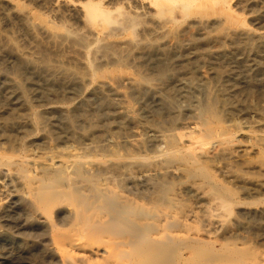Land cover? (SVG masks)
I'll use <instances>...</instances> for the list:
<instances>
[{"label":"bare ground","instance_id":"bare-ground-1","mask_svg":"<svg viewBox=\"0 0 264 264\" xmlns=\"http://www.w3.org/2000/svg\"><path fill=\"white\" fill-rule=\"evenodd\" d=\"M1 1L2 0H0V3ZM36 1L39 4H41L43 7H45L47 10H49L51 16L49 17V19H47L48 17L46 18L43 15H39L41 19V24L37 25L31 21L32 18H30V16L28 15L29 13L28 14L24 13L21 15V21L23 22L24 26L30 31H35L39 29L37 31L40 32L41 29L42 31L45 30L48 35H51L52 38L61 39V42H63L62 39H64V40H68L69 42L73 41L75 45L78 44L84 47L83 49L86 50V54L88 55L87 60L90 67V71L94 78L105 77L107 76V73L110 72L106 69L101 70L97 65V64L101 65L102 63L100 64V62L102 60L107 61V63L109 64L114 63L115 64L114 72L117 73L126 72L127 70H129V68L131 67L130 63L132 61H137V62L144 61L146 63L159 62V64L156 66L147 67L145 69H142L143 64L141 65L140 68L138 67L136 68L135 66H133V68H135L136 72L139 74L140 77L139 79L148 84H151L154 79L162 82L164 80V77L169 72L175 70V66L174 67L170 65L165 66L163 62L167 61L169 63L168 59L171 60L174 58H179L180 52L183 51L184 42H187L185 44L186 45L185 49L188 50L193 48L197 51L206 52L209 51L212 47H215L214 49H216L217 47L218 49L217 52L219 54L224 56H229L234 53L233 45L236 39H240V41L241 40L244 41L245 45L252 44L254 41L258 39L264 40V25L260 27H255L256 23L254 24V21L256 20L254 7L258 2L257 0H36ZM19 7L24 8V6H20V5ZM11 8L12 7H10V9ZM58 18H60L63 21L60 22L54 21ZM7 19L8 18H6V20ZM68 19L76 20V26L80 24L81 27L80 28L79 26L76 27L79 29H76L75 27L74 29L69 27L67 25ZM17 20L15 21L16 23ZM8 22H12V21H8ZM77 22L79 23L78 25ZM3 26L4 25H2V27ZM19 30L21 31V29ZM24 30L25 28H23V31ZM22 35L23 34H21V36ZM36 37L39 38V36ZM13 38L15 37L13 36ZM43 40L44 42L46 41V39ZM58 41L59 40H57V42ZM238 41L236 40V42ZM57 42H52V43L57 44ZM61 42L60 41L58 42L60 43L59 45L62 44ZM32 43H33V39H32ZM236 45L238 44H235V47L238 48L239 45L238 46ZM251 46L250 49H252ZM31 53L32 52H30L29 54L31 55ZM35 53L33 52V54ZM48 53L50 54V52ZM36 54H38V52ZM23 55H25V53ZM42 56H44V54ZM35 57L36 56H34V60ZM41 57H39L40 60ZM58 58L57 60H61L60 56ZM28 60L32 61V59H28ZM40 60L39 63H41ZM64 60L65 59H63V61ZM78 60H80V58ZM97 60L99 61L101 60V61L97 63ZM222 60L224 61L223 58ZM250 60L251 59L249 57V61ZM45 61H43L44 63L39 64L41 69L43 66L42 64L46 65ZM105 61H103V63ZM191 61L190 63H192ZM215 61L217 62V60ZM221 61L218 63H221ZM63 63H66V61ZM139 63L141 64V62ZM68 64L66 63L65 65L68 66ZM57 66L56 69H59ZM192 67H194V65ZM192 67H190L189 69H193ZM48 68L46 70H48ZM56 69L54 68V70ZM82 70L80 72H83ZM43 71L41 70V72ZM216 72H219L218 68L216 69ZM74 76L76 75L74 74ZM111 80L113 82L114 79ZM132 80L130 82L134 83L137 81V80L136 81H132ZM120 81L121 80H119L118 82ZM114 82L113 84H115ZM155 85L153 84V86ZM136 87L134 86V88ZM219 90H221V88ZM165 94L167 95V92ZM206 94L203 99L201 98V103L199 104V111L197 112L196 116H194L196 117L197 120L192 119L193 122L191 123L189 122L188 124H185L183 126L181 125L182 126L181 130L176 128L177 126H179L178 123L177 126L174 125L176 130L178 129L179 131H177V133L169 132V133H173L171 136L172 138H169L170 136L167 137L169 138V140L165 144H162L160 142L159 143L155 142L156 144L154 143L153 145H149L150 143L148 144L146 140H142V141L137 140L138 137L136 135L135 136L137 139L134 136L133 137L135 139L132 138L130 139L129 137H124L125 135H122L124 137L122 138L123 139L122 141L111 140L110 142H107L109 141V139H111L108 137L109 139H107V141L105 139V142H107L105 145L99 143V145L101 146H107V150H104V152L107 151V153L109 151L108 146L109 147L111 146L110 148L111 150L109 151V153L110 152L111 153L108 155H103V156L91 155L93 154L91 151L90 155L85 154L83 152L84 154L79 153L78 155L74 156L72 160H67L65 158L59 161L52 160L50 155H49V157L51 158L50 160L49 159L44 160L42 157L40 158V160L43 159L42 161H37L35 160V158L36 159L39 158L35 157L34 155L33 156L35 158H33L29 154V151L27 150L29 146L23 147V150L20 151L19 154H15L16 153L15 151H17L16 150L17 148L15 149V147H14L15 151H13L15 152L14 154L11 152H2L3 150L0 151V167L2 166L7 167L8 169L6 175L8 177L7 180H10V182L13 183L14 185H18L19 187H21L22 196L19 200H22V202L26 203L27 205L31 204L35 209V213L37 211L38 214H40V217L36 219L38 220L39 225L42 227V230L46 234H48L52 239L51 243L46 244V247L44 249H41L34 253L43 254L44 258L43 257L42 258L49 259L50 264H215V263L249 264L245 260L246 258L244 259L243 257L244 253H246V250L233 246L234 244L231 245L227 243L225 245L222 244L209 245L199 238L190 237L187 234H185L186 233L185 231L189 229L201 228V226L195 224V222L191 223V221H202L206 219L207 208L204 210L201 207L199 208L196 206L197 203L198 204L200 203L199 205L204 206V208L206 207V203H207L206 183L208 187H210V189L213 190V193H211L207 197L208 201L216 202L218 211L221 210V216L227 217L226 215L230 214L232 210L236 208L237 205H241V204L261 205L262 203H264V179L263 182H259L257 184L251 183L252 181L247 182L246 180L238 181V184L243 190L242 193L239 194L233 188L227 186L226 183L220 181L216 177L215 173L211 170L209 165L211 163L213 164L215 162L217 163L218 160L220 161L222 156H224V153L227 150H229L230 144H233L235 141H237V133L240 132L242 135L244 134L243 136H245L246 134L247 137V131L243 130L244 127L242 128V126L240 127L237 126L236 124L232 126L226 125L225 120L223 119V116L221 114V111L218 108L219 103L217 104L218 102L217 97L214 99H210L206 103V96H208ZM215 94L217 93L215 92ZM183 96H181V98ZM198 98L197 101L200 100ZM190 104L192 106L191 102L189 103V105ZM225 104L226 103H224V105ZM76 105H79V103H77ZM173 106L176 105L173 104ZM168 110H170V108H168ZM63 114L65 115V113ZM159 114L156 115L159 116ZM41 115L42 114H40L39 117ZM48 115L49 113L47 114V116ZM42 118H45V116L44 117L42 116ZM71 118L73 120L74 117ZM167 121L169 122V119ZM172 121L178 122V117L173 118ZM104 122H102L103 125L105 124ZM123 122L121 124H125ZM256 122L259 123L261 122V123L259 124L260 125V129H258L259 133L254 135V140H253L254 145L257 147V153L255 155V159L257 160L258 166L256 167L255 171L258 173V175L260 176L262 175L264 177V114ZM150 123L152 124V122ZM191 124H193V126H191ZM95 125H96L95 127H97V123ZM107 125H105L106 128ZM106 128L104 129L105 131ZM73 135H71L70 133V136L73 137ZM55 136L54 138L57 139V137ZM107 136L108 135H106V137ZM94 137L96 138L98 136L94 135ZM73 138H76L75 140L78 139L77 137H73ZM147 140H151L150 137ZM163 141H165V139ZM1 142L4 143L3 141ZM7 142L10 143V141ZM246 144L248 145V143ZM130 145L137 146L138 149L139 148L142 149V152L144 153L136 156V153L140 151L137 152L134 151L133 147L132 149L131 147H129ZM135 148L136 147H134V149ZM8 149L10 148L8 147ZM90 149L88 150L87 148L85 151L87 150L90 151ZM100 149H98L99 151L96 152L97 154L101 152ZM103 149L104 148H102V150ZM67 151L69 152L70 150L68 149ZM230 152L231 150L228 151V154ZM230 154L228 156H232ZM243 156L244 155L242 154V157ZM219 161L218 163H220ZM248 171L251 170L250 169L245 170L244 168V172H248ZM241 173L244 174L243 172ZM1 179L2 178H0V180ZM7 194L6 195H4V193L0 194L1 218L4 212H6L3 206H5L6 203L9 204L12 201L14 202V196ZM189 194L194 196L196 198V201L190 200L191 202L189 203L188 198L182 196L185 195L186 197H188L187 195ZM184 200H186L187 203H185ZM214 209H212V211ZM22 210L23 209H21V211ZM6 218L7 216L5 217V219ZM43 241H46V239ZM227 252H230L233 256H236L235 258H237V260L230 262L226 257ZM47 262L45 264H47ZM17 263L25 264L23 260L20 258L18 259ZM29 263L33 264L31 262Z\"/></svg>","mask_w":264,"mask_h":264},{"label":"rangeland","instance_id":"rangeland-1","mask_svg":"<svg viewBox=\"0 0 264 264\" xmlns=\"http://www.w3.org/2000/svg\"><path fill=\"white\" fill-rule=\"evenodd\" d=\"M257 1L258 2L256 3V5L254 7L255 16H256L255 17L256 20L254 21V24L256 23L255 27H260V26L264 25V14H262V13H264V7H263L264 2H263V0L262 1L257 0ZM33 2H35V3H33ZM9 4L12 6H10ZM19 5L24 6V8H22V7L20 8ZM0 6H1L0 9L2 10V11L0 10V12H1L0 13V19L1 18L3 19V20L2 19L0 20V48H2V49H0V122H1L0 123V125H1L0 126V135L2 136V137L0 136V143H2L1 141L4 142V143L0 144V146H1L0 149L2 148L0 151L3 150L2 152H11L13 154L16 152L15 154H19L20 151L23 150V147L29 146L27 148V150L29 151V154L33 158H35V157L39 158V159L35 158V160L42 161L43 159L44 160H48V159L50 160L52 158V160H54V161H59L61 159H65V158L67 160H72L74 158V156L78 155L79 153H81V154L85 153V154L90 155L91 151L93 153L91 155H98V156L108 155L111 153V152L109 153V151L111 150L110 149L111 146L110 147L108 146L109 151L107 153V151L104 152V150H107V146H101V145H99V143L102 145H105L107 142H110L111 140L122 141L123 140L122 138H124V137H129L130 139L131 138L135 139L137 136L138 137V139L136 138L137 140H140V141L146 140L148 142V144L150 143L149 145H153L155 142L156 143L160 142L162 144H165L168 142L169 138H172L171 136L173 133H175V132L177 133V131H179L178 129H180V130L182 129L183 125L188 124L189 122L190 123L193 122L192 119L197 120L196 117H194V116H196L197 112L199 111V104L201 103V98L203 99L205 97V94L207 93L206 95H208V96H206V103L210 99H214L217 97V99H218L217 104L219 103L218 108L221 111V114L223 116V119L225 120L226 125L232 126V125L236 124L237 126H240V127L242 126V128L244 127L245 129L243 128V130L247 131V137H246V134H245V136H243L244 134L242 135L240 132L237 133V141H235L233 144H230L229 150H227L224 153V156H222L223 159L221 158L222 162L220 159V161L218 160L220 163H218V161H217V163L215 162L214 164L211 163L209 165L211 170L215 173L216 177L220 181L226 183L227 186L233 188L239 194L242 193L243 190L241 189L240 185L238 184V181L246 180L247 182L252 181L251 183H256V184L259 182H263L264 177L262 175L261 176L258 175V173L255 171L256 167L258 166L257 160L255 159V155L257 153V147L254 145L253 140H254V135L259 133L258 129H260L259 124L261 123V122L259 123L256 121H258L260 119V117L264 114V104H263L264 103V48H263L264 47V40L258 39L256 41H254L252 44H249L250 46L252 45L251 46L252 49H250V46L245 45L244 41H242V40L240 41V39H236L237 41L239 40L240 42L239 41L236 42V40H235L234 45H233L235 54L233 53L232 55H229V56H224V55L219 54L217 52L218 51L217 47H216V49H214L215 47H212L213 49L211 48L209 51H206V52L197 51L193 48L188 50V49H185L186 48L185 44L187 42H184L183 51L180 52L179 58H174L171 60L168 59L169 63H172V64H169L167 61L163 62L165 66H167V65H170L173 67L175 66V70L169 72L167 74L168 76L166 75L164 77L165 81L163 80L162 81L163 83L161 81H157L155 79L154 80L156 82L153 80L151 84L145 83L139 79L140 78L139 74L136 72L135 68H133V66H135L136 68L137 67L140 68L141 65L143 64L142 69H145V68L150 67V66L151 67L156 66L159 64V62H153V63L147 62L146 63L144 61H139V62H141V64H140L137 61H132L130 63V66L132 67V69L130 67L129 70H127L126 72L117 73V72H114V69H115L114 63L109 64L105 60H102V61L100 60L101 62L99 60H97V63H99V62H100V64L102 63L101 64L102 66L97 64L101 70L106 69V70L110 71L107 73V76L109 77V79L107 76L100 77V78H94L91 74V71H90V67H89L88 60H87L88 55L86 54V50L83 49L84 47H82L78 44L75 45V43L71 40H70L71 42H69L68 40L62 39L63 42H61V39L52 38L51 35H48L45 30L42 31V29H41L40 32L37 31L39 29H37L35 31H30L29 29H27L24 26L23 22L21 21V15L24 13H26V14L29 13L28 15L30 16V18H32L31 21L37 25L41 24V19H40L39 15H43L46 18L48 17L47 19H49V17L51 16L50 11L47 10L45 7H43L41 4H39L36 0H2L0 3ZM9 6L12 8L10 9ZM7 9H9V10H7ZM4 10H5V12H4ZM30 10H31V12H30ZM17 15H18V18H17ZM6 16H8V17H6ZM6 18H8V19L6 20ZM16 20H17V23L15 22ZM69 20L70 19L67 20V25L69 27H71L73 29H74V27L75 28L78 26H79V28L81 27V25L78 22H77V25L78 24L79 25L76 26V20H74V19H71L72 21L71 20L69 21ZM8 21H12V22H8ZM54 21L60 22L63 20L58 18ZM70 24H71V26H70ZM2 25H4V26L2 27ZM12 25H13V27H12ZM21 26H23V27H21ZM23 28H25V30H24L25 32L23 31ZM79 28H76V29H79ZM8 29H9V31H8ZM14 29H16V30H14ZM19 29H21L22 32ZM21 34H23V35L26 34V35L21 36ZM42 34H43V36H42ZM13 36L15 38H13ZM33 36L35 37V39ZM36 36H39V38ZM16 37H17V39H16ZM18 37H20V38H18ZM37 38L40 40V42ZM14 39H16V40H14ZM32 39H33V43H32ZM43 39H46L47 42L46 41L44 42ZM57 40H59L62 44L59 45L60 43H58L59 41L57 42ZM51 41L57 42V44L56 43L54 44ZM49 43L51 46L49 45ZM71 43H72V45H71ZM235 44L239 45V46L236 45V46H238V48L235 47ZM241 44L243 46L245 45L246 47L245 46L243 47ZM71 46H73V47H71ZM8 47H10V48H8ZM61 47H62V49H61ZM17 48L19 51L17 50ZM70 48H72V49H70ZM73 48L76 50H74ZM78 48H80V49H78ZM43 50L47 51V52H44ZM54 50L55 51L58 50V51L55 52ZM23 51H25V52H23ZM39 51H41L42 55L44 54V56H42L41 52H39ZM30 52H32L31 55L29 54ZM33 52L34 53L38 52L39 55L36 53L33 54ZM48 52H50L51 55ZM24 53H25V55H23ZM56 53L59 54L61 60H57V58L59 56ZM82 53H84L85 56ZM204 53H206V54H204ZM32 55L38 57V58L35 57V60H37V61L34 60V56H32ZM49 55L52 57H50ZM56 55H57V58H56ZM202 55H203V57H202ZM242 56H243V58H242ZM39 57H41V60ZM182 57L185 59H183ZM249 57L251 59L250 61H249ZM47 58H48V60H47ZM79 58H80V60H78ZM222 58L224 59V61L222 60ZM28 59H32L33 64H32V61H30ZM63 59H65V60L63 61ZM39 60L41 63H44L43 61H45L46 62L45 64L47 66L42 64L43 66L41 65L42 66V69H41V67L39 65L41 63H39ZM215 60H217V62ZM62 61L63 62L66 61V63L67 64L69 63L70 66H69V64H68V66L65 65L66 63H63ZM82 61H83V64H82ZM103 61H105L104 62L105 64L103 63ZM190 61L193 64L190 63ZM195 61H197L198 64ZM210 61H211V63H210ZM220 61H221V63H218ZM21 62H23V63H21ZM29 62H31V63H29ZM175 62H176V64H175ZM85 63H87V64H85ZM57 64H58V66H57ZM139 64H140V66H139ZM184 64H185V66H184ZM219 64H220V66H219ZM49 65L51 67L53 65V67H52L53 69ZM54 65H55V67H54ZM79 65H81V66H79ZM82 65H84V66H82ZM193 65H194V67H192ZM44 66H46V67H44ZM56 66L59 69H56ZM77 66L80 68H78ZM256 66H258V67H256ZM190 67H192L193 69H189ZM247 67H249V68H247ZM32 68H34V69H32ZM47 68L49 71L46 70ZM54 68L56 70H54ZM217 68L219 69V72H216ZM80 69L81 70L83 69L82 70L83 72H80L81 71ZM84 69H85L86 74L84 72ZM202 69H204V70H202ZM35 70H37V71H35ZM41 70L42 71L46 70V71L41 72ZM59 71H60V73H59ZM68 71H69V73H68ZM186 71H188V72H186ZM63 72L65 73V75ZM67 73H68V76H67ZM87 73L90 75V77ZM193 73H194V75H193ZM22 74H23V76H22ZM53 74H55L57 76H55ZM74 74L76 76H74ZM175 74H177V75H175ZM86 76H88V77H86ZM122 76H124V77H122ZM19 77H20V80H19ZM154 78H156V77H154ZM111 79H114L113 82L115 81L114 82L115 84H113ZM101 80L103 81V83ZM119 80H121V81L118 82ZM131 80L132 81L137 80V81L133 83V82H130ZM203 80H205V81H203ZM249 81H250V83H249ZM106 83H107V85H106ZM136 83H138V84H136ZM153 84L154 85L156 84V85L153 86ZM192 84H194V85H192ZM22 85H23V87H22ZM134 86L135 87L137 86V87L134 88ZM146 86H148V87H146ZM160 87H162V88H160ZM261 87H262V89H261ZM220 88H221V90H219ZM180 89H182V90H180ZM212 90H213V92H212ZM137 91H139V92H137ZM166 92H167V95L165 94ZM215 92L217 94H215ZM178 93L181 95H179ZM177 95H179V96H177ZM181 96H183V97L181 98ZM178 97H180V98H178ZM185 97H186V99H185ZM191 97L194 99H192ZM197 98L200 100L197 101ZM164 99L166 100V102ZM195 99H196V101H195ZM171 100H172V102H171ZM190 102L192 103V106H191V104L189 105ZM77 103H79V105H76ZM166 103L170 106H168ZM171 103L175 104L176 106H173V104H171ZM224 103H226V104L224 105ZM179 104H181V105H179ZM227 104H229V105H227ZM15 107H17V108H15ZM74 107H75V110H74ZM182 107L183 108L186 107V108L183 109ZM163 108H165V109H163ZM168 108H170V110H168ZM181 108H182V110H181ZM163 110L164 111L166 110V111L164 112ZM194 110H195V112H194ZM36 111H37V113H36ZM169 111H171V112H169ZM50 112H52V113H50ZM179 112H181V113H179ZM48 113H49V115L47 116ZM63 113H65V115ZM127 113H128V115H127ZM177 113H178V115H177ZM228 113L230 114V116ZM40 114H42V115L39 117ZM99 114H100V116H99ZM156 114H159V116ZM52 115H54V116H52ZM151 115H153V116H151ZM185 115H186V117H185ZM42 116L43 117L45 116V118H42ZM70 116L74 117L73 120ZM164 116H166V117H164ZM35 117H37V118H35ZM172 117L173 118L178 117V122L172 121V119H173ZM252 117H253V119H252ZM40 118H41V120H40ZM47 118H48V120H47ZM132 118H133V120H132ZM156 118H157V120H156ZM168 119H169V122L167 121ZM184 119H185V122H184ZM44 121H45V123H44ZM102 122H104L105 124L103 125ZM122 122L125 124H121ZM150 122H152V124ZM230 122H231V124H230ZM242 122H244V123H242ZM38 123H41V124H38ZM96 123H97V127H95ZM160 123H161V126H160ZM169 123H170V125H169ZM177 123L179 124V126H177ZM238 123H239V125H238ZM156 124H158V125H156ZM166 124L168 127L166 126ZM3 125H4V127H3ZM80 125H81V127H80ZM105 125H107V128H109L110 130L107 129ZM122 125H124V126H122ZM174 125L177 126L176 127V128H178L177 130H176ZM191 126H193V124H191ZM43 127H44V129H43ZM39 128H41L43 130H41ZM78 128H79V130H78ZM105 128H106V131L104 130ZM100 130H102V131H100ZM131 130H132V132H131ZM51 132H53V133H51ZM98 132H100V133H98ZM169 132H173V133H169ZM70 133H71V135L74 134L73 137H77L78 139L75 140L76 138H73L72 136H70ZM77 133H78V135H77ZM105 134L108 136L106 137ZM53 135L54 136L57 135V136H55V137H57V139L54 138ZM94 135L98 136V137H96L97 139L94 137ZM116 135H117V137H116ZM122 135H125V136L123 137ZM119 136H120V138H119ZM108 137L111 139H109ZM149 137L151 140H147V139H149ZM155 137H156V139H155ZM167 137H169V138H167ZM98 138H99V140H98ZM105 139H106V141H107V139H109V141L105 142ZM164 139H165V141H163ZM7 141H10V143ZM248 141H250V142H248ZM238 142H240V143H238ZM246 143H248V145ZM12 144H13V146H12ZM97 145H99L100 147ZM92 146H93V149H92ZM8 147L10 149H8ZM14 147H15V149L17 148L16 149L17 151L14 150ZM86 147L88 148V150L90 148L92 150L90 149V151H88V150L85 151L87 149ZM101 147L104 149L102 150ZM129 147H131V149L133 147V150L136 152L140 151L138 153L135 152L136 156L144 153V152H142V149L139 148L140 149L139 150L137 146H131L130 145ZM134 147H136V148L134 149ZM242 147H244V148H242ZM97 148L98 149L101 148L100 151L101 152L103 151L104 153L99 152V154H97L96 152L99 151ZM68 149L70 150L69 152L67 151ZM230 150H231V152H230L231 154L230 153L229 154L232 156H228L229 155L228 151H230ZM13 151H15V152H13ZM253 151H254V154H253ZM86 152H88V153H86ZM72 153H73V155H72ZM242 154L244 155L243 157H242ZM49 155L51 158L49 157ZM68 156H70V157H68ZM42 157H43V159L40 160V158H42ZM232 157H234V158H232ZM57 158H60V159H57ZM137 158H139V157H137ZM240 158H243V159H240ZM239 160H241V161H239ZM230 161H231V163H230ZM233 167H235V168H233ZM244 168H245V170L250 169L251 171L244 172ZM7 170H8L7 167H4V166L0 167V178H2L0 180V187H1L0 194L4 193V195H6L8 193L9 195L14 196V202L12 201L13 203L11 202L9 204L6 203V205L7 204L8 205L3 206V208L5 209L7 214H6V212H4L5 215L3 214L2 218L0 217V227H1L0 228V234H1L0 235V243H1L0 244V264H6V263L7 264H14V263L18 264L17 262H18L19 258L22 259L25 264H30L29 262H31L33 264H41V263L45 264L47 261H48L47 264H50L49 259H43L44 258L43 254H39V253L35 254L34 252L39 251L41 249H44L46 247V244L51 243L52 239L48 234H46L42 230V227L39 225V222L36 219V218L40 217V214H38L37 211L35 213V209L33 208V206L31 204L27 205L26 203H23L22 200H19L22 196L21 187H19L18 185H14L13 183L10 182V180H7L8 179V177L6 176ZM234 171H236V172H234ZM241 172H243L244 174H242ZM224 177H227V178H224ZM1 181H3V182H1ZM4 182H6V183H4ZM10 191H12V192H10ZM211 193H213V190L210 189V187H208V185L206 183V202H207L206 207L204 208V206L199 205L200 203L199 204L197 203V205H196L197 207H199V208L201 207L204 210L207 208L206 209V219H204L202 221H191V223L195 222V224H198L199 226H201V228L200 229H193V228L189 229V230L185 231L186 232L185 234H187L190 237L199 238L202 241L206 242V244H209V245L210 244L225 245L227 243H229L231 245L234 244L233 246H236L238 248H242V249L246 250V253H244L243 257H244V259L246 258L245 260L249 264H264V259H263L264 258V206H263L264 203L261 204L262 206L260 204H258V205H254V204L237 205L236 208H234V210H232V212L230 214L226 215L227 217H225V216H221V210L218 211V207H217L215 201H212V202L208 201L207 197ZM182 196H184L185 198H188L189 203L191 201H196V198L194 196H192L191 194L187 195L188 197H186L185 195H182ZM138 200H140V199H138ZM184 201H185V203H187L186 200H184ZM249 202H251V201H249ZM22 205H24V206H22ZM210 207L212 209H214V208L215 209L212 211V209ZM21 209H23V210L21 211ZM243 209H244V211H243ZM215 210H217V211H215ZM239 212H241L242 214ZM215 215H217V216H215ZM6 216H7V218L5 219ZM37 225H38V227H37ZM17 226L19 229L17 228ZM233 231H235V232H233ZM228 232H229V234H228ZM254 233H256V234H254ZM45 239H46V241H43ZM247 252H249V253H247ZM256 255H258L259 257ZM260 255H262V256H260ZM38 256H39V258H38ZM252 256H253V258H252ZM226 257L230 262L237 260V258H235L236 256H233L230 252H227ZM251 259H253V260H251ZM25 260H26V262H25ZM42 260L44 263L42 262ZM255 260H257V261H255ZM215 264H235V263H215Z\"/></svg>","mask_w":264,"mask_h":264}]
</instances>
